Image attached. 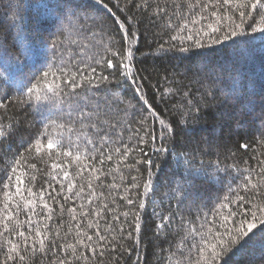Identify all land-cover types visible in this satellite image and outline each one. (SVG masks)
Returning a JSON list of instances; mask_svg holds the SVG:
<instances>
[{"label":"trees","instance_id":"16d2710c","mask_svg":"<svg viewBox=\"0 0 264 264\" xmlns=\"http://www.w3.org/2000/svg\"><path fill=\"white\" fill-rule=\"evenodd\" d=\"M104 2L108 5L107 8L103 7L99 0H23L21 13L30 33H38L44 39H51L49 34L60 35L58 30L63 32L60 35L63 43L58 51L53 53L46 48L40 63L32 68H26L25 74L30 75L36 72L39 75L37 69L47 70L50 65L52 72H56L59 76L61 67L68 71H75L77 65L90 64L97 68V73L109 75L114 69L96 65L95 61L100 59L109 48L122 49L127 46L122 39L123 33L116 24L115 17L124 20L131 15L134 17V23L129 25V35L131 32H136L138 36L137 42L133 45L135 56L132 61V70L136 73L135 78L143 90V97L159 113L160 118L174 124L180 121L181 113L186 111L189 99L192 105L200 109L198 118L190 119L186 126H182V130L168 145L173 154L192 151L196 154L197 165L200 161H204L205 164H215L219 161L221 167L232 164L244 167L245 161L248 166L256 167L260 160H264V44L257 42L251 45V56L243 62L234 59L233 50L227 45L203 49L192 48L189 52H179L174 49L162 53L159 51V45L168 41L169 35L162 31L159 22H150L148 13L140 12L132 5H128L127 11L122 10L127 0H119V7L117 0H104ZM159 2L162 6L168 7L170 15L174 4L181 5L175 10V16H173V22L177 24L182 14L188 11L185 0H159ZM236 2L242 3L244 0H236ZM18 3L20 0H11L12 8H16ZM41 3L46 4L47 8L40 7ZM11 15L7 0H0V42L15 52L16 49L13 47L15 29L10 31L8 24L4 22L10 20ZM97 20L104 22L103 28L95 23ZM253 21L256 26H264L259 16L254 13L252 18L246 20L245 27L253 24ZM236 22H239L238 17ZM61 25H63L62 29ZM165 47L168 45L166 44ZM113 62L115 63V60ZM200 69L211 70L218 75L229 71L239 72L243 78L242 93L230 95L226 91H221L222 85H213L210 79L196 74ZM117 76L119 78L118 73ZM52 79L50 76L49 80ZM56 82L60 84L59 79ZM93 91L101 99L107 94L104 85ZM5 93L10 97L15 95L14 86L13 89L6 87ZM116 94L123 95L125 100L135 104L137 108L146 107L140 96L136 95L127 84ZM33 103L42 104L43 102L34 101ZM64 107L66 109V106ZM10 108L9 115H15L21 121L19 134L4 145V149H7L10 143L13 152L18 149L22 140L30 139L31 134L42 127V116L47 117L45 123H50L52 120L58 123L63 122L62 119H58L63 114L55 109L37 113L32 107L20 109L10 105ZM120 108H123V105H120ZM144 115L146 116L147 113L145 112ZM117 119H123V112ZM141 119L143 116L137 114L135 110L129 112L127 123L131 125V128L122 130L123 137L120 143H126L132 151L127 160L120 164L119 171L116 170L117 157L114 154V149L120 146V143H117V136H112L113 144L103 149L105 152H113V160L105 161L103 165L98 163L100 159L98 154L70 146L68 149L73 152L72 157L65 156L62 152L57 157V150H53L51 156L46 153L29 156L28 163L35 164L36 168H29L27 172L29 176L34 175L35 180L29 183L26 179L25 183L37 193L35 204L37 215H33L32 209L24 208L22 204L18 219L23 221L31 216L34 222L33 227L47 223L52 232L59 228L61 239L58 240V245L73 241L77 223H80L81 229L89 234L94 231L89 229V224L97 225L105 235H109L106 225L110 224L112 226L110 238L115 237L114 243L119 242L115 250H106L103 257L88 253L89 259L84 264H188L185 258L188 255L187 248L181 247L182 240L188 247H191L193 241L191 236H188L187 240L184 239L187 235V220L191 218L199 224L200 221L195 220L197 216L210 215L214 211L219 212L221 216L227 214V209L220 208V202L225 196L235 193L229 192L227 174L217 173L219 182L215 183L210 182V176L196 177L192 182L194 194L190 200L182 203L176 200L164 201L163 204H159L162 193L168 191V181L175 170V163L171 161V158L166 163L163 157H158L155 153V148L159 147V141L153 142L145 137L147 142L139 143L135 130L139 128L140 136H144V128L136 123ZM145 127L158 130L160 125L155 117H150ZM140 148L143 149L142 152L139 151ZM19 150L22 151V148ZM78 152L81 155L80 160L74 159ZM92 156L96 159L89 165ZM11 158L6 155L3 160H0V168H6ZM149 158L153 160L151 169L143 163ZM138 160L141 163H136ZM54 163L63 165V168H53ZM157 163L160 164L159 169L155 167ZM86 167L102 169L105 175L96 179L97 172L88 170L81 172V169ZM64 169L69 171L70 178L75 179L76 186L71 194L64 193L69 195L70 199L64 200L62 198L64 194L57 196L60 204L64 205V214L60 215V204H56L48 193L52 192L53 188L55 193H59L61 184H67V180H64L62 176ZM149 170L154 173V183H159L160 189L156 197L157 202H154L152 197L146 198L147 206L140 212V231L136 232L133 224L136 206L127 204L126 199L121 197L130 195V198L136 200L137 192H141L142 189L133 188L130 194H126L124 189L131 185V176H137L136 183L142 184ZM212 171L213 168H209V173ZM239 182V180L233 181L231 187L236 189ZM89 184L92 185L91 188L88 187ZM113 184L117 187L113 188ZM49 185L53 187L50 188ZM41 190H47L44 192V201H47L54 210L51 221L42 219L45 210L43 202L39 199ZM77 192H80L79 196L75 195ZM101 193H103L102 196ZM240 194L244 195L243 192ZM25 195L27 196V193ZM249 195L253 197L255 203L264 202V187L258 193L253 190ZM89 200L92 201L91 204ZM105 204L108 205V210L96 216L95 212ZM2 205L3 193L0 192V208ZM81 205L84 207L81 208ZM69 208H75L76 213H69ZM210 208L211 212L202 211V209ZM169 209L176 217L172 222L173 227L171 230H166V235L164 233L158 235L156 224L159 223V219L153 215V212L163 210L167 213ZM81 212L88 213V216H81ZM125 212L129 215L124 216ZM2 215L3 213L0 212V217ZM73 215L77 216L76 220L72 219ZM116 216L120 219L115 220ZM180 217L185 218L183 225L180 223ZM219 220L220 217H217L218 222ZM69 228L72 229L70 233ZM121 228L123 233L120 232ZM259 228H264V225H258ZM24 229L27 230L26 225ZM2 231L3 226L0 225V232ZM129 232L133 233L131 238L128 236ZM65 233H68L67 237ZM3 240L4 238L0 237V242ZM191 254L195 255V249H192ZM58 255L63 256L59 247L55 251L46 249V254L37 251L29 255L28 264H58ZM0 259H2V253H0ZM75 264H81V262L76 261ZM229 264H264V234L245 245L241 252L231 258Z\"/></svg>","mask_w":264,"mask_h":264},{"label":"snow or ice","instance_id":"6c2138e0","mask_svg":"<svg viewBox=\"0 0 264 264\" xmlns=\"http://www.w3.org/2000/svg\"><path fill=\"white\" fill-rule=\"evenodd\" d=\"M185 2L188 11L182 14L178 24L173 22V16H175V10L181 7L179 4H174L171 15L168 7L162 6L159 0H135V2L127 0L122 10L127 11L128 5H132L134 9L148 13L150 22L161 24L162 31L169 35V40L159 45V51L162 53L174 49L179 52H189L192 48L203 49L227 45L233 50L234 59L243 62L251 56V45L257 42L264 44V26H256L253 21V24L245 27L246 20L252 18L254 13L264 24V14H262L264 13V0H244L242 3H237L236 0H194V2L185 0ZM22 3L23 0H20V3L13 9L11 0H7V6L12 15L10 20L4 21L8 24L10 31L15 29L13 47L16 51L13 52L6 48L3 42H0V110H2L0 111V160H3L6 155L12 157L6 168H0V192L3 193V205L0 208V212L3 213L0 217L3 231L0 232V237L4 238L0 242V253H2L0 264H28L30 254L37 251L46 254V249L50 248L55 251L57 247L63 253L62 257L57 256L58 264H75L76 261L84 264L89 259L88 253L92 256L103 257L106 250H115L116 244L119 242L114 243L115 237L110 238L112 227L110 224L106 225L109 235H105L97 225L89 224V229H94L89 234L81 229L80 223H77L73 241L58 245L57 242L61 239L59 228L52 232L47 223L33 227L34 222L31 216L23 221L18 217L22 210V204L24 208H31L33 215H37L32 199L37 196V193L33 192L32 187L26 186L25 183L26 179L29 183L35 180V176H29L27 172L29 168H36L35 164L28 163L29 156L41 153L51 156L52 151L57 150V157L61 155V152L65 156L72 157L73 152L68 149L70 146L98 154L100 157L98 163L103 165L105 161L113 160V152H105L103 149L105 146L113 144L112 136H117V143H120L123 137L122 130L131 128V125L127 123V117L133 110L143 116V119L136 122L141 128H144V136H140L139 128L135 130L139 137V143H146L145 137L153 142L159 141V147L155 148V153L158 154V157H163L166 163L169 158L175 163V170L168 181V191L162 193V199L158 201L159 204H163L164 201L176 200L178 203H182L185 200H190L194 194L193 180L198 176H210V182H219L217 173L227 174L229 192L235 193L225 196L220 202V208L227 209V214L221 216L219 212L214 211L210 215L197 216L195 220L200 221L199 224L191 218L187 220V235L184 239L187 240L188 236H191L193 241L191 247H188L182 240L181 247L187 248L188 255L185 258L188 264H229L231 258L241 252L245 245L257 236L264 234V228L258 229V225H264V202L255 203L253 197L249 195L253 190L258 193L264 187V160H260L256 167L248 166L247 161H245L244 167H239L236 164L221 167L219 161L215 164H205L204 161H200L197 165L195 163L196 154L192 151L173 154L168 145L182 130V126H186L190 119L198 118L200 109L192 105V101L189 99L186 111L181 113L180 121L174 124L160 118L159 113L143 97V90L135 78L136 73L132 70V61L135 56L133 45L138 40L136 32H131L129 35V25L134 23L133 16H127L124 20L115 17V22L123 33L122 39L125 40L127 46L122 49L109 48L100 59L95 61L96 65L114 69L109 75H104L102 72L97 73V68L90 64L77 65L75 71H68L61 67L59 76L56 72H52L50 65L47 70L37 69L39 75L36 72L27 75L24 70L40 63V58L46 48L53 53L58 51L63 43L60 40V35L63 32L58 30L60 35L49 34L51 39H44L38 33H30L21 13ZM99 3L105 8L108 7L104 0H99ZM39 6L47 8L46 4L41 3ZM117 6L119 7V0H117ZM237 17L239 18L238 23L236 22ZM95 23L101 28L104 27L102 20H97ZM62 28L63 25H61ZM166 44L168 47H165ZM196 74L210 79L213 85H222L221 91H226L230 95H240L243 91V78L239 72L229 71L218 75L211 70L200 69ZM50 76L53 78L51 81L49 80ZM57 79L60 80V84H57ZM125 84L140 96L146 107L137 108L135 104L125 100L123 95L116 94ZM101 85L105 86L107 93L102 99L93 91V89H99ZM13 86L15 95L10 97L6 95L5 88L13 89ZM34 101L43 103L34 104ZM10 105L20 109L32 107L37 113L55 109L63 114L58 118L63 122L58 123L56 120H52L50 123H45L47 117L42 116V127L36 133L31 134L30 139L22 140L18 149L13 152L10 143L7 149H4V145L19 134L21 121L15 115H9ZM120 105H123V108H120ZM121 112H123V119H117ZM150 117H155L158 120L160 125L158 130H150L145 127ZM242 147H247V145H242ZM21 148L22 151L19 150ZM131 151L126 143H120V146L114 149V154L117 157V171H119L120 164L127 160ZM139 151L142 152L143 149L140 148ZM74 159H81L79 152ZM95 159L96 157L92 156L89 165ZM136 163H141V161L138 160ZM143 163L149 169L153 167L151 158ZM52 166L57 169L63 168V165L56 163ZM155 167L159 169L160 164L157 163ZM209 168H213L211 173H209ZM84 170L97 172L96 179L105 175L102 169L95 167H86V169H81V172ZM62 176L64 180H67V184H61L59 193H55V188L48 193L56 204H60L57 196L64 193L71 194L76 186L75 179L70 178L67 169L63 170ZM153 177L154 173L149 170L141 184L136 183L137 176H131V185L124 189L126 194H130L133 188L142 189V191L137 192L136 200L130 198V195L121 197V199H126L127 204L136 206L133 215L134 231L136 232L140 231V212L147 206L146 198L152 197L154 202H157L156 197L160 185L154 183ZM236 180L240 182L237 184V188L233 189L231 183ZM49 187L53 186L49 185ZM88 187L91 188L92 185L89 184ZM112 187L115 188L117 185L113 184ZM46 191L41 190L39 194V199L43 202L45 210L42 219L51 221L54 210L47 201H44V192ZM241 192L244 195H241ZM67 194L62 196L64 200L70 199ZM75 195L79 196L80 192ZM102 195L103 193H101ZM91 202L89 200V204ZM83 207L81 205V208ZM60 210V215H63V204H60ZM104 210H108L107 204L96 211L95 215L100 216ZM68 212L76 213V209L69 208ZM80 215L88 216V213L81 212ZM123 215L128 216L129 213L125 212ZM153 215L159 219V223L156 224L157 234L164 233L166 235V230H171L172 222L176 218L172 215L171 209L167 213L163 210H154ZM217 217H220L219 222ZM72 219L76 220L77 216L73 215ZM114 219L119 220L120 217L116 216ZM180 223L182 225L185 223L184 217H180ZM25 225L27 230L24 229ZM71 231L72 229L69 228V233ZM120 232L123 233V228L120 229ZM67 235L68 233H65V237ZM128 236L131 238L133 233L129 232ZM192 249H195V255L191 254Z\"/></svg>","mask_w":264,"mask_h":264},{"label":"rangeland","instance_id":"374dc122","mask_svg":"<svg viewBox=\"0 0 264 264\" xmlns=\"http://www.w3.org/2000/svg\"><path fill=\"white\" fill-rule=\"evenodd\" d=\"M32 199L34 200V203L36 204V201H37V199H36V197H32ZM202 208V207H201ZM202 211H207V212H211L212 211V209L210 208V209H208V210H204V209H202Z\"/></svg>","mask_w":264,"mask_h":264}]
</instances>
